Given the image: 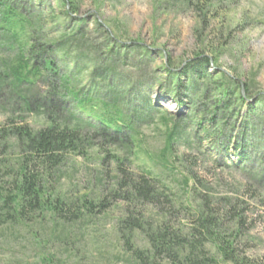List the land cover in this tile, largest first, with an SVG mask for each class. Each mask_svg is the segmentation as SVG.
Wrapping results in <instances>:
<instances>
[{
  "label": "rangeland",
  "instance_id": "rangeland-1",
  "mask_svg": "<svg viewBox=\"0 0 264 264\" xmlns=\"http://www.w3.org/2000/svg\"><path fill=\"white\" fill-rule=\"evenodd\" d=\"M15 1L29 9L38 0ZM182 1L67 0L70 19L61 16L60 3L46 0L54 10V14L46 10V19L60 16V26L49 30L50 26L48 31L56 34L59 29L81 26L91 43L103 50V62L83 67L87 69L77 81L85 92L95 86L108 98L119 96L120 107L132 118L133 132H124L123 142L113 143L91 128H78L65 113L58 116L69 132L78 130V149L49 171L47 185L68 202L107 200L110 208L93 216L84 211L80 219L65 226L51 212L27 227L0 226V264H137L117 230L126 213L132 212L153 228L167 221L175 231L187 232L191 210L204 197L220 210L221 220L230 204L244 220L240 227L237 219H224L218 231L226 232L230 243L235 232L237 254L248 262L264 258V0H194L189 7ZM1 18L0 8V23ZM4 36L0 29V135L10 129V121L18 125L26 121L32 130H42L48 126L50 112L29 114L20 109L26 87H10L4 64L16 52L6 49ZM109 37L120 42L117 59L106 51L111 46ZM123 45L128 48L122 49ZM135 45L141 48L134 50ZM201 58L211 63L200 66ZM63 59H59L63 71L73 73L75 53ZM110 63L109 82L99 86L95 71ZM197 67L206 81L198 80L193 72ZM46 86L42 87L45 93ZM225 89L236 92L238 98L241 93L245 102L233 95L229 105L221 94ZM227 104L228 112L223 110ZM250 104L255 107L252 111ZM82 119L96 124L92 117ZM13 144L11 139H0L1 185L9 181V168L19 159ZM243 151L247 161L239 156ZM118 160L132 179L144 172L157 179L156 206L134 207L113 200L122 177ZM132 244L149 248L137 232ZM206 248L210 256L221 259L213 242Z\"/></svg>",
  "mask_w": 264,
  "mask_h": 264
},
{
  "label": "trees",
  "instance_id": "trees-1",
  "mask_svg": "<svg viewBox=\"0 0 264 264\" xmlns=\"http://www.w3.org/2000/svg\"><path fill=\"white\" fill-rule=\"evenodd\" d=\"M56 1L63 6L64 12L61 16L71 19L72 16L66 8L67 0ZM182 2L186 7L195 3L194 0ZM70 5L71 10L75 11L74 5L71 3ZM0 8L2 9L0 29L5 32L3 45L9 52H16V56L4 64L6 76L11 79V88L18 90L23 86L26 87L24 96L20 95V109L29 114L50 112L49 115L46 114L48 126L42 130H32L26 121H21L22 124L19 125L10 121L8 123L10 129L0 135V139L4 141L13 140L14 148L19 153L16 164L9 168V181L6 184H0V226L27 227V223L35 218L38 219V216L45 212H51L65 226L67 221L80 219L84 211L90 216H93L96 211L107 212L110 208L107 200H101L96 204L87 199L81 202L80 200L68 202L65 198L56 196L53 188L47 185L50 179L49 171L64 161V155L78 149L76 132L78 130L69 132L68 125L61 124L58 116L65 113L78 128L80 126L91 128L96 135L113 143L123 142L121 136H124V132H133L132 118L120 107L119 96L108 98L104 96L101 88H95V86L90 88L92 90L85 92L86 89L81 87L80 81H77L87 69H84L85 67L103 62V50L91 43V39L81 26L72 28L70 31L65 30L66 28L59 29L56 34L54 31H48L50 26L49 30L60 26L58 23L60 16L57 19H46L47 9L54 14V10L47 6L46 0H38L36 5L31 4L29 9L21 8L15 0H0ZM73 21L79 24L84 23V20L74 19ZM96 23L98 28L104 30L97 20ZM105 34L106 37L109 36L106 31ZM55 35H57L56 38ZM109 39L111 46L110 48L107 46L106 51L117 59L116 56L120 54L118 51L120 42L110 37ZM85 46L88 52L83 50ZM132 47H137L134 50L141 48L137 45ZM126 48L128 47L123 45L122 49ZM71 53H75L73 61L77 63V66L73 73H66L61 68L59 59H66ZM201 60L200 66L211 63L208 58H201ZM80 63L83 66H80ZM112 70V63L104 70L96 69L95 74L101 82L99 86L109 82L108 75L113 73ZM199 70L197 67L193 72L198 73L200 82L206 81L207 79L202 78ZM46 84L49 89L47 93L42 90ZM107 88L110 89L108 86ZM221 94L224 98H228L229 105L233 99L245 102L241 93L239 98L236 97V92H229L226 89L221 91ZM233 95L235 96L232 99ZM68 102L74 105L73 108ZM229 105L223 107V110L228 112L231 109ZM254 108V105H249V110L252 111ZM89 117L93 118L91 121L96 122V127L90 121L82 119L90 120ZM131 137L126 138L128 142L132 140ZM239 156L242 161L248 159L244 151L240 152ZM117 166L122 177L118 180L119 192L112 194L114 201L119 199L125 203L134 204V207L140 204L156 206L159 203L157 179L152 178L148 172L132 179L123 167L122 161L118 160ZM198 199L200 206L191 210L193 217L187 232L175 231L167 221L153 228L132 212L126 213L125 218L119 221L117 230L120 239L125 242L127 252L137 264H161L160 262L166 264H264V258L248 262L237 254L234 231L230 234V237L234 238L231 243L225 240L226 232L218 233L223 228L224 219L230 218L234 222L238 220L240 227L244 223L240 216H236L235 207L232 204L228 206L230 210H226L221 220L220 210L213 208L212 202L205 197ZM136 232L144 236L149 245L148 249L134 247L132 239ZM212 242L216 245L221 259H215L208 254L206 247Z\"/></svg>",
  "mask_w": 264,
  "mask_h": 264
}]
</instances>
